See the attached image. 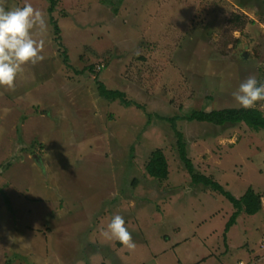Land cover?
<instances>
[{
	"label": "rangeland",
	"instance_id": "rangeland-1",
	"mask_svg": "<svg viewBox=\"0 0 264 264\" xmlns=\"http://www.w3.org/2000/svg\"><path fill=\"white\" fill-rule=\"evenodd\" d=\"M26 3L47 31L44 59L0 87V264H264V130L187 119L264 84V0H0ZM172 117L196 173L235 198L252 188L259 213L226 232L235 209L195 184ZM156 150L166 180L146 171ZM115 214L134 251L99 234Z\"/></svg>",
	"mask_w": 264,
	"mask_h": 264
},
{
	"label": "clouds",
	"instance_id": "clouds-1",
	"mask_svg": "<svg viewBox=\"0 0 264 264\" xmlns=\"http://www.w3.org/2000/svg\"><path fill=\"white\" fill-rule=\"evenodd\" d=\"M46 31L47 20L42 10L34 8L30 3L11 10H6L0 4V87L14 89L25 66L35 65L44 59L42 52L45 41L36 36ZM232 95L241 107L253 108L257 102L264 101V84L258 85L257 79L250 76ZM99 234L107 240L119 241L130 251L137 247L124 218L119 214H115L106 227H100ZM9 240L15 242L10 234Z\"/></svg>",
	"mask_w": 264,
	"mask_h": 264
},
{
	"label": "trees",
	"instance_id": "trees-1",
	"mask_svg": "<svg viewBox=\"0 0 264 264\" xmlns=\"http://www.w3.org/2000/svg\"><path fill=\"white\" fill-rule=\"evenodd\" d=\"M51 7V10H53ZM50 10V11H51ZM52 21H54L52 19ZM55 30L58 32V27L54 22ZM64 60H67L65 57ZM93 70V67H91ZM100 93L103 97L107 98L108 100H122L126 105L129 104L128 101L124 99V94L119 91H110L107 90L106 87L100 83L99 85ZM189 121L192 122H205L211 123L216 126H222L226 123H245L247 126L251 127L254 131L264 130V115L263 113L255 108H242V109H225L219 111H211L209 113L200 112V111H193L190 117L187 118ZM170 121L175 133L178 136V152L180 159L184 162L188 172L193 176V180L195 184L203 185L205 187H210L213 190L219 192L220 194L224 195L229 202L233 205L235 211L230 217L227 225H226V232H228L231 226L234 225L236 219L238 218L239 214L246 213L248 215H255L259 213L262 209V195L255 193L252 188H248L245 194L240 198H235L230 192L224 190L222 186L215 183L211 178H207L203 175H199L196 173V170L193 168V164L190 161L186 144L183 140L182 132L178 131L177 122L183 120L181 117H172L166 119ZM146 171L148 175L152 178L159 179V180H166L168 177V162L161 150H156L152 153V156L146 165Z\"/></svg>",
	"mask_w": 264,
	"mask_h": 264
},
{
	"label": "built area",
	"instance_id": "built-area-1",
	"mask_svg": "<svg viewBox=\"0 0 264 264\" xmlns=\"http://www.w3.org/2000/svg\"><path fill=\"white\" fill-rule=\"evenodd\" d=\"M262 245L264 246V240H263V242H262Z\"/></svg>",
	"mask_w": 264,
	"mask_h": 264
},
{
	"label": "crops",
	"instance_id": "crops-1",
	"mask_svg": "<svg viewBox=\"0 0 264 264\" xmlns=\"http://www.w3.org/2000/svg\"><path fill=\"white\" fill-rule=\"evenodd\" d=\"M262 246V245H261ZM241 264V263H240Z\"/></svg>",
	"mask_w": 264,
	"mask_h": 264
}]
</instances>
